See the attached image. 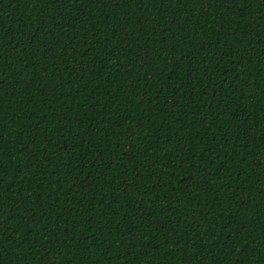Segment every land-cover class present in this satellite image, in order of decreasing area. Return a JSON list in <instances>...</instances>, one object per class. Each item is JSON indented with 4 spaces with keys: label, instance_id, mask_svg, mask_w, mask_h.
<instances>
[{
    "label": "trees",
    "instance_id": "1",
    "mask_svg": "<svg viewBox=\"0 0 264 264\" xmlns=\"http://www.w3.org/2000/svg\"><path fill=\"white\" fill-rule=\"evenodd\" d=\"M0 264H264V0H0Z\"/></svg>",
    "mask_w": 264,
    "mask_h": 264
}]
</instances>
